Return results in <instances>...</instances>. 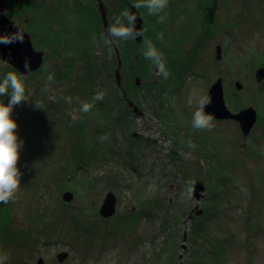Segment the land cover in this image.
<instances>
[{
    "label": "trees",
    "instance_id": "trees-1",
    "mask_svg": "<svg viewBox=\"0 0 264 264\" xmlns=\"http://www.w3.org/2000/svg\"><path fill=\"white\" fill-rule=\"evenodd\" d=\"M199 1L204 2L192 0L187 5L188 0H169L165 11L173 26L168 27L172 28L169 32L165 29V33L162 29L167 21L158 23V17L149 16L147 9H136L145 30L143 38L151 39L164 54L171 72L167 80L156 76L154 68L149 70L142 42L114 40L110 50L92 44L93 33L98 40L103 34L96 0L5 1L7 18L29 35L34 49L43 53L44 64L38 72L22 77L29 102L14 106L11 113L17 124L18 140L22 142L17 163L22 175L15 200L0 204V253L8 256L4 264H25L40 249L60 243L70 250L81 249L80 261L84 262L96 246L104 252L114 235L107 229L116 226L117 220L121 221L122 230L117 236L126 244L127 251L163 237L156 244L158 249L153 257L143 259L141 264H230L234 245L251 257L252 245L264 238V166L260 165L264 164V83L258 89L228 93L225 99L232 113L252 106L258 112L256 127L260 133L255 150L249 149L248 159L241 160L242 165L233 171L236 158L231 153L235 152L237 126L229 122L235 127L229 137L224 136L229 131L221 135L194 129L191 126L194 110L182 103L187 80L198 77L197 70L205 61L198 52L195 55L188 51L186 44L192 40L190 45L194 43L195 50L200 43L214 38L213 29L206 30V20L216 27L214 17L209 20L205 14L206 9L211 13L213 10L207 0L201 10H192L194 3L200 6ZM134 2L103 0L107 22L113 15L129 11L128 5ZM158 33H163L162 41L157 39ZM115 51L121 62L119 87L114 81ZM236 57L229 60L232 66L240 68L243 64L250 71L264 67V58ZM215 63L214 58L213 67ZM9 71L13 70L0 64V77ZM211 73L209 85L216 76L215 70ZM49 74L54 82L44 91ZM98 90L105 93L103 101H97L89 113H79L80 102L91 101ZM64 97H71V104ZM8 99L0 97L5 104ZM36 101L43 103V110L32 106ZM129 104L142 112V117L148 113V117L159 122L163 134L172 139L173 148L166 157L171 160L170 169L164 174L166 179L192 192L189 183L194 180L193 172L194 176L201 174L204 178L206 198L200 214L190 215L191 226L185 235H180L185 213L170 216L172 204L161 200L158 194L148 196L145 179L161 175L164 164L160 160L151 169L143 164L147 156L143 148H150L154 142L134 133L136 116ZM70 111H76L81 119L72 121ZM102 135L108 139L102 142ZM121 140H125V148L118 145ZM189 141L195 145L194 149L188 147ZM114 158L122 172L107 173V185L102 190L119 197L122 190L135 184L136 192L128 205L136 207L103 220L97 212L104 192L99 201L92 197L103 177L94 171ZM246 163L259 165L260 169L256 167L248 175ZM65 192L78 198L79 205L63 204L60 198ZM180 195L177 190L176 196ZM85 212L89 217H85ZM141 222L150 228L158 222V229L142 230L144 233L139 234Z\"/></svg>",
    "mask_w": 264,
    "mask_h": 264
},
{
    "label": "rangeland",
    "instance_id": "rangeland-1",
    "mask_svg": "<svg viewBox=\"0 0 264 264\" xmlns=\"http://www.w3.org/2000/svg\"><path fill=\"white\" fill-rule=\"evenodd\" d=\"M5 1L6 0H4V2ZM195 1L196 0H194V2ZM207 1L209 5L213 7V10L211 13L210 9H206L205 14L209 16V20H211V18L214 17V22L216 24V27L213 23H208V21L206 20L205 22L206 30L213 29L214 38L209 42L207 41L203 45H201L200 43V45H198V48H196L195 50H193L195 44L193 43L192 45H190L192 40L186 44L187 45L186 49H188V51H192L195 55L198 52L200 54V57L203 56L205 57V61L202 65V68H199L197 70L198 77L194 80L192 78H189L187 80L189 84L185 87L183 94L181 95L183 105L188 106V108L190 107V110H194V111L197 105L195 103V99L193 100L192 105L188 104L189 96L192 95L193 93H195L196 96H207L210 85L214 81H216L217 78L222 79L224 99H226L228 93L240 92L245 89L249 90L250 88L253 87H255L253 89H258V87L264 83V79L261 80L259 83L255 82L254 72L257 68L250 71L248 70L250 68L249 66L243 68L242 67L243 64H241V67L239 68L235 65L232 66L231 65L232 62L229 61L237 58L236 55H238V57H242L243 59H250L254 56H258L261 59L264 58V0H207ZM191 2L192 0H188V3L185 4L190 5ZM202 4H206V1L204 0V2L202 3L200 2V6L199 3H194L195 7L193 6L192 10H194L195 8H196L195 10L198 9L201 10ZM203 6L206 7L205 5ZM180 7L183 6L181 5ZM175 8L177 7L175 6ZM144 12H146V10ZM170 25L171 27L173 26L172 23L167 21V24L162 29V31L164 32L166 29L169 32V30L172 29V28H168ZM216 47L219 48V58L215 60L216 63L215 66L213 67ZM189 48H192V50H190ZM0 64L10 68L8 65L4 64L1 61V59H0ZM43 64H44V59L42 66ZM10 69L15 71L12 68ZM212 70H215L216 76L212 78V82L209 85L208 78L212 74L211 73ZM239 73L245 76V79L242 78V75L239 77L237 75ZM238 77L241 79H238ZM137 79H135V81ZM236 82L240 83V85L242 86V89L240 91H236L235 89L234 84ZM57 92H58V87L55 88V93ZM51 96L53 97V94H51ZM253 108L256 110L255 107ZM256 113L258 112L256 111ZM229 122L230 121H223L222 123L219 124L215 120L213 121L214 124L213 129L215 130H211V131L213 133L217 132L221 135H223V131L224 132L229 131L228 134L224 133V136L227 135L229 137L231 136L229 134H231V132L235 130L233 123H229ZM161 129L162 127L159 124V122L148 117V113H145L144 116L141 118L136 117V119H134L133 121L134 133H136L137 136H143L144 138L151 139L154 142V145L151 146L150 148H143L144 153L147 154V156L143 159V164L145 166H149L150 169L151 166H153L152 164L158 163L160 160H162L164 164V169H162L163 171H161L163 173H161V175H155L152 178L149 177L145 179V181L148 183L147 186L148 196H155L156 194H158L161 200L164 199L166 200L167 203L169 202L170 205L172 204L171 208L173 209L169 213L170 216L185 213L186 217L182 218L181 221L182 223L184 222V224L180 226V235L181 234L185 235V232L188 231L189 227L191 226V221H189L191 220L190 215L192 214V212H194L193 213L194 217L197 216L198 212L200 211V208H202L203 202L205 201L207 191L204 190V192L202 193V199L198 204L192 197V192H190L189 190H185V186L181 187L180 184L174 183L171 179L168 180L165 178L164 174L167 172V170L170 169V165H168V161L169 164H171V160H169V158L166 157L168 156V153L172 150L173 145L171 144L172 139L169 138L167 135L163 134ZM259 133L260 132L258 131L256 124L252 128V131H250L249 135L246 137L242 136L240 131H238V135L235 143V152L233 151L231 153V155L236 158V163L232 167L233 171L234 169H236L237 171L238 170L237 167L242 165L241 160L248 159L246 155L249 149L255 150L254 149L256 145L255 141L257 138H259L258 137ZM225 139L228 140L227 137ZM124 142L125 140H121L119 141L118 145L121 146L122 148H125ZM260 165L264 166L262 162L260 163ZM245 167L248 171L246 172L248 175L256 167L260 169L259 168L260 166L254 163H246ZM226 168L228 167L226 166ZM119 172H122V168L119 162L117 161V158H114L109 164H106L102 169L100 168L95 170L94 174L99 175L103 178L102 180H100L101 184L99 187H97L92 197L99 201V195L101 194V192H104L101 197V201H102L104 195L107 193L106 189L102 190V188L107 185L106 174L110 173L114 175ZM155 173H157L156 169H155ZM201 177H202L201 174L199 175L197 174L194 176V172H193L192 179L194 178V180L189 183L190 188L195 182H197L196 180L198 181L201 180L202 182L204 178ZM121 185L122 184H120L119 186ZM177 190L181 191L180 196H176ZM135 192H136V188H135V184H133V187L131 189L122 190L120 192V196H119L120 199H118L119 197L116 196L117 212L122 213L123 210L125 209L129 211H132L131 208L135 209L136 207L135 205L134 206L128 205L132 200L131 197L132 194H134ZM92 197L91 199L94 200ZM44 200H48V199L45 197ZM79 201L80 200L78 198L73 197L71 201V205L77 206L79 205ZM157 215H161V213L158 212ZM21 216L22 214L20 215V217ZM85 217H89L86 215V212H85ZM120 223L121 221L117 220V222L115 223L116 226L114 227L111 226L107 229L108 231H111L114 235L111 236L110 238L112 240H109L106 243L108 246L104 250V252L98 246H96L95 249L93 248L90 251L89 253L90 258H87L86 261L84 262L80 261L82 257L81 249L78 250V248H76L75 250H70L67 245L60 243V244L52 245L48 248L40 249L38 252L32 255L31 260H26L25 264H36V261L38 259H42L44 264H58L55 261V257L60 253H66L68 255V258L61 264H141L143 259H146V261L150 260V257H153L154 251L158 249V246L156 244H158L163 237L161 236L158 239H155L154 241L152 239V243L147 242L144 246H140L137 249L138 250L137 252L136 251L130 252L126 250V244L123 242V240L121 239L119 240L120 237L117 236L122 231L121 227L119 226ZM153 225H155V227L150 228L147 227L144 222H141L137 228L139 234L144 233V231L142 230H147V231L157 230L158 222H155ZM113 246L115 247L110 248ZM249 253H252L251 257H249L247 252L239 249L238 245H234L233 256L231 257L229 263L230 264H264V238L257 240L256 243L252 245L251 252Z\"/></svg>",
    "mask_w": 264,
    "mask_h": 264
},
{
    "label": "clouds",
    "instance_id": "clouds-1",
    "mask_svg": "<svg viewBox=\"0 0 264 264\" xmlns=\"http://www.w3.org/2000/svg\"><path fill=\"white\" fill-rule=\"evenodd\" d=\"M168 4L169 0H135L132 6L135 9H147L149 16H156L158 17V23H165L167 21V13L165 10ZM2 14L7 16V11L5 10ZM136 19L137 15L128 10L122 11L119 15H113L108 23L106 34L104 31L98 40L95 33H93L92 44L97 48L105 47L110 50L114 40H135L137 36H140L142 37L143 57L150 63L149 70L151 71L154 68L156 76L163 80L169 79L171 72L166 66L164 54L155 47L151 39L143 38L145 30L135 28ZM13 25L17 30L11 34L0 35V44L9 45L17 41L23 43L24 31L17 25ZM157 39L162 41L163 33H158ZM24 68L27 72L30 71V64L27 59L25 60ZM53 82L54 77L52 74H49L46 78L44 91H48L49 86ZM4 96H8L9 99L7 104L0 100V204H7L10 201H14L21 185L20 177L22 174L17 167V163L22 142L18 140L15 131L17 124L11 118V113L14 106L22 102H29V96L26 95L22 76H18L16 71H9L0 77V97ZM104 96L105 93L98 90L93 95L91 101H81L79 113H89L97 101H103ZM64 99L67 103L71 104V97H64ZM194 99L197 107L192 115L191 126L201 131H211L214 127V117L212 114L205 112V107L211 103V98L208 96H196L193 93L188 98V104L192 105ZM31 104L36 109H44L41 101H36ZM68 115L74 122L81 119V116L76 111H70ZM107 139V135L100 137L102 142ZM188 147L194 149L195 145L189 141ZM7 259V253H0V264H4Z\"/></svg>",
    "mask_w": 264,
    "mask_h": 264
},
{
    "label": "water",
    "instance_id": "water-1",
    "mask_svg": "<svg viewBox=\"0 0 264 264\" xmlns=\"http://www.w3.org/2000/svg\"><path fill=\"white\" fill-rule=\"evenodd\" d=\"M129 11L135 13L137 15V19L135 21V28L142 29V20L139 13L132 5H128ZM5 11V2L4 0H0V35L3 34H11L15 32L17 29L14 27V22L10 21L7 16H4L2 13ZM98 11L100 13L103 32L108 26V22L106 19V11L103 4L98 0ZM16 25V24H15ZM21 28L20 26H18ZM22 29V28H21ZM23 30V29H22ZM24 31V30H23ZM24 40L23 43L17 41L9 45L0 44V59L1 61L8 65L10 68L14 69L21 76H28L37 72L43 63V53L34 50L33 45L31 43L30 37L27 33L24 32ZM135 43L140 44L142 42V37L137 36L135 38ZM216 59L219 58V48L215 49ZM116 59H117V68L114 73V80L117 86L121 84V62L119 60L117 51ZM28 60L30 64V71L24 68L25 60ZM7 62V63H5ZM255 82L259 83L264 79V68H257L254 72ZM135 85H139V80L135 81ZM235 89L240 91L242 86L240 83L236 82L234 84ZM207 96L211 98V103L206 105L205 112L212 114L214 120L216 121H233L235 122L240 130L242 136L246 137L249 135L253 126L256 123L257 113L253 107H247L237 113H232L227 108L224 101V91L222 85V79L218 78L209 88ZM131 108H133V113L137 117H141L142 113L137 110V108L133 107L132 104H129ZM205 188L201 181H197L192 185L193 197L196 202H199L202 198V193ZM73 199L71 193L66 192L62 195L61 200L63 203L69 204ZM116 208V199L112 193L106 194L104 197L100 208H99V216L103 219H109L115 214ZM200 214V212H198ZM68 257L66 253H61L56 256V261L58 263L64 262V260ZM36 264H44L42 259H39Z\"/></svg>",
    "mask_w": 264,
    "mask_h": 264
},
{
    "label": "flooded vegetation",
    "instance_id": "flooded-vegetation-1",
    "mask_svg": "<svg viewBox=\"0 0 264 264\" xmlns=\"http://www.w3.org/2000/svg\"><path fill=\"white\" fill-rule=\"evenodd\" d=\"M99 1L103 4V0H99ZM96 7L98 8V0H96Z\"/></svg>",
    "mask_w": 264,
    "mask_h": 264
}]
</instances>
